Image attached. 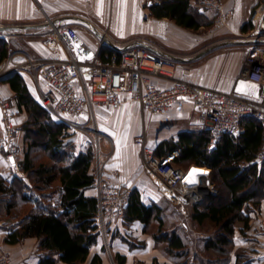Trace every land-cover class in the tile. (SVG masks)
<instances>
[{"label":"crops","instance_id":"obj_1","mask_svg":"<svg viewBox=\"0 0 264 264\" xmlns=\"http://www.w3.org/2000/svg\"><path fill=\"white\" fill-rule=\"evenodd\" d=\"M205 1L191 0V5L209 19L216 17L217 9L209 7ZM220 1L226 10L233 12V17L225 29L217 31L215 36H212L214 40L210 41L211 37L196 35L194 30L181 27L169 18L159 19L151 16L150 22L144 23L142 14L148 0H0V26L29 27L0 33V47L6 44L9 51L8 57L0 66L12 57H65L61 47H56L51 42L50 33L53 24L70 25L77 30L84 43L100 51V56L102 51L107 58H111L120 55L122 48L132 45L144 46L152 52L172 59L180 71L184 70L188 80L205 87L232 92L239 87L238 76L248 48H264V16L258 26L251 22L252 11L264 5V0ZM245 26H252V29L244 32ZM98 34L109 39L116 48L105 42L101 46ZM239 38L240 40H237ZM17 73L23 79L30 95L40 103L32 76L26 71ZM15 74L11 73L3 79L0 92L12 106L18 155L14 166L8 161L6 153L0 154V172L7 179H25L27 176L20 170L19 162L24 159L27 150L24 125L30 117L27 110L20 106L16 92L7 82V79ZM156 83L164 88L171 86L170 82L160 79H157ZM91 113L93 120H96L100 130L107 136L100 143L106 153L104 155L108 156L109 152L106 151L110 147L113 153L111 159L98 168V171H102L103 178L111 179L115 185L138 191L142 203L148 207L157 204L164 210L168 201L180 207L170 200L162 183L143 170L142 156L136 140L146 127L150 144L157 152L159 146L166 141L178 143L184 133L204 132L192 103L183 100L167 116H152L149 113L143 114L140 105L126 96L125 102L116 108L94 106L83 114L78 122L88 123ZM4 133L0 116V138ZM70 135L68 140L74 142L76 154L93 149L89 137ZM211 144L215 143L211 141ZM175 165L187 168L195 164ZM94 171L95 160L92 165L93 174ZM94 175L97 183L98 174L95 172ZM56 185L61 187L59 182ZM85 194L98 199L97 186L87 190ZM59 195L58 192L56 198ZM185 208L188 206L181 207L182 210ZM255 210L251 213L248 229L244 230L242 223L237 225L234 248L228 264L237 263L238 252L246 253L251 264H264V204ZM17 228L18 224L10 227L6 223H0V255L9 253L13 264H41L49 255L40 248L37 238L25 239L15 244L8 242L12 230ZM151 230H146L141 221L130 223L124 219L110 222L104 230H98L97 244L91 249L87 261L80 264H91L95 256H99L103 264H120L122 259L123 264H172L173 261L165 251V245L156 241ZM55 260L56 264H65L58 256Z\"/></svg>","mask_w":264,"mask_h":264},{"label":"trees","instance_id":"obj_2","mask_svg":"<svg viewBox=\"0 0 264 264\" xmlns=\"http://www.w3.org/2000/svg\"><path fill=\"white\" fill-rule=\"evenodd\" d=\"M149 10L155 18H169L194 31L210 25L207 17L191 5V0L153 1ZM251 29L252 26H245L243 31ZM8 54L6 44H3L0 47V64ZM101 57L105 61L110 59L104 51ZM7 82L30 117L24 125L27 150L19 162L20 170L27 177L8 180L0 172V220L3 217L20 219L8 242L15 244L37 238L40 248L49 255L41 264H56V256L65 264L84 263L99 235L96 223L99 200L85 194L96 185V176L92 173L95 152L90 149L76 154L74 142L68 140L70 128L57 122L30 95L18 73ZM243 127V133L238 136L224 134L214 145L209 132L204 131L184 133L178 143L166 141L157 149L159 155L167 156L177 165L195 164L213 170V182L218 193L190 207L193 209L192 219L199 225L212 223L218 230L217 236L190 242L178 231H164V210L157 204L146 206L138 191H132L125 220L130 223L141 221L146 230L157 224L158 232L154 237L165 245L172 264H228L237 225L242 223L244 230L248 229L251 213L264 204V162H254L264 141V131L261 124L253 120L244 121ZM27 179L36 186L28 183ZM58 182L61 187L53 190ZM58 192L60 195L56 198ZM26 206L30 210L23 211L20 216L16 211L24 210ZM210 251H216L220 256L202 255ZM123 263L124 259L120 261ZM91 264L103 262L95 256ZM236 264H251L249 256L238 252Z\"/></svg>","mask_w":264,"mask_h":264},{"label":"built area","instance_id":"obj_3","mask_svg":"<svg viewBox=\"0 0 264 264\" xmlns=\"http://www.w3.org/2000/svg\"><path fill=\"white\" fill-rule=\"evenodd\" d=\"M160 0H148L142 20H151L149 4ZM205 4L217 9L218 17L209 35L224 28L233 17L219 0H206ZM264 16V5L258 6L251 15V22L258 26ZM51 42L64 51L63 58L12 57L0 66V85L11 73L28 72L35 83L39 102L57 122L70 129H85L79 118L94 106L116 108L129 96L140 105L143 114L167 116L183 100H189L198 115L200 127L208 131L212 143L222 135L238 136L243 133V122L257 121L264 131V48L250 47L238 76L245 89L232 92L205 87L186 78L184 70L170 58L163 57L139 45L122 48L120 55L104 61L100 51L82 41L77 30L70 25L53 24ZM102 46L104 40H99ZM171 83L160 87L156 80ZM247 85H254L249 88ZM0 116L5 133L0 138V154L7 159L16 158V126L12 106L0 92ZM142 156L143 170L157 178L168 191L170 200L184 207L203 202L216 195L218 188L213 182V170L206 166L191 165L179 168L168 158L159 155L150 144L146 127L136 140ZM97 153L101 151L97 146ZM96 147V148H97ZM254 162H264V141ZM197 166L202 169L194 167ZM194 175H190L193 174ZM191 181V182H190ZM96 186L99 191V211L96 217L98 230L108 223L124 220L132 190L115 185L104 179L99 171ZM0 264H13L9 253L0 255Z\"/></svg>","mask_w":264,"mask_h":264},{"label":"rangeland","instance_id":"obj_4","mask_svg":"<svg viewBox=\"0 0 264 264\" xmlns=\"http://www.w3.org/2000/svg\"><path fill=\"white\" fill-rule=\"evenodd\" d=\"M220 3L222 4L221 1H220ZM224 9H225V7H224ZM255 9L256 8H254V10ZM253 11H252V13H253ZM217 17L218 16H216V17L213 16L212 19H209L207 17V20H208L207 22L210 25H205L202 28H200L198 31H194V33L196 35L206 37V38L211 37L209 39L210 41L214 40V38L212 36H215V35H212V36L209 35V31L214 26ZM228 23H229V21H228ZM224 29L225 28L220 29L219 32L224 30ZM207 36H209V37H207ZM237 40H240V38ZM93 117L94 116L91 113L89 115V120H88L89 122L88 123L82 122V126L85 127V129H83L84 131L76 130L75 128H71L70 134H74V135H77L80 137H89L92 140L91 145L93 146V150L95 152V171H94V174L96 172V175H97V174H99V171H100V170L98 171V168H100L105 161L110 160L111 157L113 156L112 155L113 153H112V148L110 147L108 149V151H106V152H109L108 156L104 155L106 153L103 152L100 143H101L102 139H105L107 136H105L103 134V132L100 130L96 120H93ZM83 124H85V125H83ZM97 146H99L101 149V151L99 153L96 152L98 149ZM177 167H179V166H177ZM179 168H182V167H179ZM196 170H198V168ZM8 180H13V178L8 179ZM27 181H28V179H27ZM31 182L32 181L30 179V181H28V183H31ZM31 185L36 186L33 183H31ZM57 187L59 188V185H56V187L54 186L53 190L57 189ZM223 196H224V194H223ZM23 209L24 210H18L16 212H19V215L22 216L23 211L30 210V207L26 206ZM192 215H193L192 207L188 206V208H185L184 210H182L181 207H176L171 202L168 201V203L165 205V208H164L165 226H164L163 230L168 231V232H171L173 230L178 231L182 236L189 239L190 242H193V239L196 240L199 238H207L208 236H217L218 230L214 227V225L212 223L207 222L204 225H199L197 222H195L192 219ZM19 220L20 219L16 220L13 218L3 217V219L0 220V223L1 222L6 223L8 226L12 227L14 224H18ZM185 228H188V231H186ZM151 229H152L151 231L154 232V234L157 233L158 232V225L157 224L153 225V227ZM231 254H232V252H231ZM202 255L205 257H211V258H217L220 256V254L218 252L215 253V252H211V251L209 253H202Z\"/></svg>","mask_w":264,"mask_h":264},{"label":"water","instance_id":"obj_5","mask_svg":"<svg viewBox=\"0 0 264 264\" xmlns=\"http://www.w3.org/2000/svg\"><path fill=\"white\" fill-rule=\"evenodd\" d=\"M151 5V4H150ZM27 28H29V27H12V26H0V33H8V32H11V31H14V30H23V29H27ZM99 36H100V38L102 39V40H104V42L106 43V44H108V45H110V46H112L113 48L115 47L113 44H112V42L109 40V39H107L105 36H103V35H100V34H98ZM116 48V47H115ZM209 51V50H208ZM207 51V52H208ZM206 52V53H207ZM205 54V53H204ZM10 162L12 163V165H16V160H15V158L14 157H11L10 158Z\"/></svg>","mask_w":264,"mask_h":264},{"label":"snow or ice","instance_id":"obj_6","mask_svg":"<svg viewBox=\"0 0 264 264\" xmlns=\"http://www.w3.org/2000/svg\"><path fill=\"white\" fill-rule=\"evenodd\" d=\"M244 87H245V84H244L243 82H241V84H240V88H238L237 90H238V91H242V90L244 89ZM247 87H249V88H255L254 85H247ZM190 175H194V173H193V174H190ZM190 182H191V181H190Z\"/></svg>","mask_w":264,"mask_h":264}]
</instances>
